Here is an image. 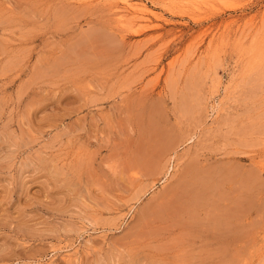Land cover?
<instances>
[{
    "label": "rangeland",
    "instance_id": "rangeland-1",
    "mask_svg": "<svg viewBox=\"0 0 264 264\" xmlns=\"http://www.w3.org/2000/svg\"><path fill=\"white\" fill-rule=\"evenodd\" d=\"M132 1L0 0V264H264V0Z\"/></svg>",
    "mask_w": 264,
    "mask_h": 264
},
{
    "label": "bare ground",
    "instance_id": "bare-ground-1",
    "mask_svg": "<svg viewBox=\"0 0 264 264\" xmlns=\"http://www.w3.org/2000/svg\"><path fill=\"white\" fill-rule=\"evenodd\" d=\"M121 3V2H120ZM123 3V2H122ZM125 6V8L129 9L130 12H132L133 14H140L142 17L146 18L145 16H148L150 15V11H148L146 8H145V4H140V2L138 3L137 1L136 2H133L132 0H125V3H123ZM144 5V6H143ZM126 11V10H125ZM154 14V13H153ZM151 14V15H153ZM131 16V15H130ZM133 17V15H132ZM154 17V16H153ZM137 18V17H136ZM141 20V19H140ZM250 187V186H249ZM195 195V194H194ZM196 198V197H195ZM173 205V204H172ZM180 205V204H179ZM172 208V207H171ZM170 209V208H169ZM165 211V210H164ZM164 213V212H163ZM227 225V224H226ZM225 227V226H224ZM229 227V226H228ZM231 227V226H230ZM221 233V232H220Z\"/></svg>",
    "mask_w": 264,
    "mask_h": 264
}]
</instances>
